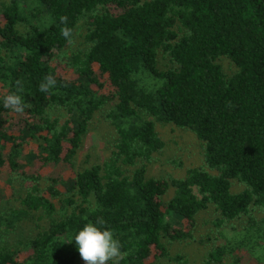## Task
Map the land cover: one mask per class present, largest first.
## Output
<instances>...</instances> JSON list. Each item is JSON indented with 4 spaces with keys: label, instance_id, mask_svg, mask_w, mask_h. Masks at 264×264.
Masks as SVG:
<instances>
[{
    "label": "trees",
    "instance_id": "16d2710c",
    "mask_svg": "<svg viewBox=\"0 0 264 264\" xmlns=\"http://www.w3.org/2000/svg\"><path fill=\"white\" fill-rule=\"evenodd\" d=\"M63 55L75 78L58 73ZM49 76L56 85L41 92ZM12 93L23 95V112L3 106ZM102 110L115 132L109 155L78 170ZM157 122L194 133L206 166L149 178L147 162L166 144ZM5 170L24 190L0 228L28 233L0 246V264H86L69 241L97 218L121 245L109 264L182 261L171 246L196 240L198 216L212 207L219 216L202 264H239L245 251L262 261L264 0H0V176ZM255 208L259 223L237 228Z\"/></svg>",
    "mask_w": 264,
    "mask_h": 264
},
{
    "label": "rangeland",
    "instance_id": "374dc122",
    "mask_svg": "<svg viewBox=\"0 0 264 264\" xmlns=\"http://www.w3.org/2000/svg\"><path fill=\"white\" fill-rule=\"evenodd\" d=\"M80 43H82V39L77 35L73 48L77 49ZM71 52L72 48H69L67 53L71 54ZM66 61V55L58 58L56 62L58 73L75 78L77 76L76 73L67 65ZM221 62L225 67H231L229 61L224 60ZM104 110L97 112L91 124L90 131L85 138L84 145L76 160L78 170L95 162H101L109 155L107 149L115 138V132L109 120L105 117ZM156 128L166 144L162 151L156 153L154 158L150 162H147V176L149 178L170 181L173 178H184L187 169L191 167L206 166L203 145L194 133L187 129L163 122H157ZM29 148H37L36 143H32ZM10 177L14 179L11 185L9 183ZM23 190L21 180L18 177H14L9 171H3L0 176V214L8 211L12 207L18 208L20 206V196L23 194ZM241 190H243V186L234 183L233 191ZM172 195L173 189L167 198H170ZM218 216V213L213 207L202 211L198 216V224L195 231L196 240L191 243H176L171 246L173 256L179 254L185 257V259L182 261L162 259L159 264H202L205 255L211 248L212 241L208 242L207 237L215 235L212 232L215 227L214 220ZM261 216V210L255 208L249 215H243L237 219L234 224L240 229L248 225L250 218L259 223L258 220L261 219ZM17 228L13 231L0 228V246L16 245L19 240L18 238L28 233V229L27 231L24 230L26 228L25 226H19ZM242 254L246 258H243L239 264H264V259L262 261L256 260L257 254L252 256L247 251L242 252ZM81 264H84V262ZM222 264H234L233 258L227 257Z\"/></svg>",
    "mask_w": 264,
    "mask_h": 264
},
{
    "label": "clouds",
    "instance_id": "9594fccd",
    "mask_svg": "<svg viewBox=\"0 0 264 264\" xmlns=\"http://www.w3.org/2000/svg\"><path fill=\"white\" fill-rule=\"evenodd\" d=\"M66 23V18H62ZM62 35L71 40L72 30L65 27ZM56 85V80L49 76L39 85L41 92H49ZM3 106L15 112H23L25 100L22 94L12 93L3 98ZM75 241L76 249L86 264H109L121 255V245L115 239L112 232L105 226L102 218H97L94 223H87L79 229L72 239Z\"/></svg>",
    "mask_w": 264,
    "mask_h": 264
}]
</instances>
